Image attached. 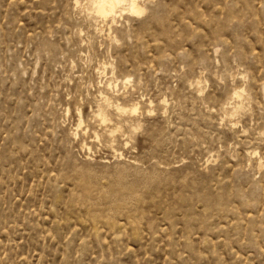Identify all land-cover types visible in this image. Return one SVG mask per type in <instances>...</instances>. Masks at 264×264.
<instances>
[{
    "label": "rangeland",
    "instance_id": "374dc122",
    "mask_svg": "<svg viewBox=\"0 0 264 264\" xmlns=\"http://www.w3.org/2000/svg\"><path fill=\"white\" fill-rule=\"evenodd\" d=\"M81 1L0 0V264H264V0Z\"/></svg>",
    "mask_w": 264,
    "mask_h": 264
},
{
    "label": "bare ground",
    "instance_id": "6f19581e",
    "mask_svg": "<svg viewBox=\"0 0 264 264\" xmlns=\"http://www.w3.org/2000/svg\"><path fill=\"white\" fill-rule=\"evenodd\" d=\"M93 1H94L93 2L94 3V9H95L98 17H101L106 22H111L112 25L116 21V18L121 14L141 15L145 12V7L140 3L139 0H93ZM81 3H82L81 0H75V2H74L76 8L80 7V5L82 6ZM85 3H87V2H85ZM239 93H240V91H239ZM102 96L104 97L105 95H102ZM107 99H108V97H107ZM111 103L113 105L114 102H111ZM150 104H152V103H150ZM116 107L118 108L117 110H119V111L121 110L123 112H130L133 115L137 114L139 112V110L141 109L139 103H133L130 107H127V106H124L121 103L117 102ZM236 109H238V108H236ZM98 115L103 118V120H104V121H102L103 123L108 120V116L106 117L107 114L104 115L100 111V114L98 113ZM82 124H83V119L80 116L78 127H80ZM110 132L112 133V131H110ZM95 137H97V136H95Z\"/></svg>",
    "mask_w": 264,
    "mask_h": 264
}]
</instances>
